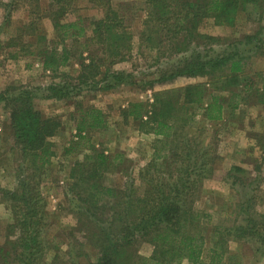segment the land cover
I'll return each mask as SVG.
<instances>
[{
	"label": "trees",
	"instance_id": "trees-1",
	"mask_svg": "<svg viewBox=\"0 0 264 264\" xmlns=\"http://www.w3.org/2000/svg\"><path fill=\"white\" fill-rule=\"evenodd\" d=\"M88 1L102 8V17L87 20L77 16L69 20L66 16L73 11L71 0H54L56 6L50 19L55 37L49 40L44 35L36 39L31 37L30 45L24 46L25 53L39 60L45 71H58L70 61L73 54L66 44L68 41L83 38L82 50L89 53L79 62L80 76L100 62L112 64L122 61L125 51L132 49L131 31L111 7L113 0ZM145 4L147 21L144 24L149 26V35L157 36V43L175 44L170 55L180 56L176 66L164 71L153 83L171 82L178 76L208 78L207 81L186 84L177 97L158 98L150 104L141 100L129 102L121 110L124 119L139 121L142 132L157 136L161 142L163 139L168 141L180 129L178 144L185 151L181 152V166L174 168L178 172L175 175L177 181L170 184L168 191L169 184L163 182L167 178L163 175L165 171L151 162L146 172L149 187L143 195L130 188L132 195H129L126 188L122 192V189L104 183V175L112 171L120 154L100 151L88 154L75 161L72 168L69 190L78 202L75 206L78 215L71 232L81 256H85V248L96 251L95 260L86 264H179L184 259L192 264H224L225 239L231 233L240 238L258 236L264 245V235L258 230L257 221L250 218L252 207L248 204L251 200L246 199L240 204L245 215L241 223L235 224L239 220L237 218L229 226H220L224 233L218 229V224L212 225L211 233H217L218 239L210 248L208 258L204 259L203 226L211 222L212 216L204 211H190L184 202H179L189 194L188 191L180 193L178 184L183 190L188 189L192 179L190 169H197L187 141L190 129L197 121L195 112L200 110L205 120L217 122L224 118L229 106L223 103L220 94L208 92L209 98H206L207 86L214 85V89L220 92L236 90L237 100L232 108L244 100L249 104L264 103V67L250 68L253 57H264V23L252 34L230 42L221 51H192L191 45L195 39H217L199 31L200 24L207 17L214 18L221 25H234L238 11L243 8L261 23L264 0H146ZM89 29L91 34L87 35ZM140 37L146 38L145 35ZM39 40L42 42L38 43ZM89 44L99 46L103 57L94 60L90 56ZM11 57L19 55L14 52ZM121 73H114L116 80H122ZM60 86L56 83L47 86V90L53 92L49 97L59 99L65 96ZM32 99L27 89L0 91V105L4 104L8 109L12 143L22 162L19 171L26 173L18 178L17 189L10 192V198L17 204L12 209L14 222L7 224L5 229V242L11 245V249L0 246V264H38L42 253L40 235L44 199L39 192V178L51 162L53 149L50 137L61 122L59 118L44 116L35 108ZM190 108L192 112H189ZM106 119L100 108L79 107L78 115L74 117L75 139L71 140L65 153H72L79 147L89 148V131L104 128ZM162 156L157 153L153 159ZM201 156L203 169L207 162L203 158L205 154ZM258 159L264 163V151ZM150 170L162 175L152 176ZM234 170L241 171V168L236 166ZM190 227L195 231H190ZM139 237L146 238L154 246L152 254L145 256L137 251L134 242Z\"/></svg>",
	"mask_w": 264,
	"mask_h": 264
},
{
	"label": "rangeland",
	"instance_id": "rangeland-1",
	"mask_svg": "<svg viewBox=\"0 0 264 264\" xmlns=\"http://www.w3.org/2000/svg\"><path fill=\"white\" fill-rule=\"evenodd\" d=\"M145 1L111 2V7L131 31L132 49L125 51L122 61L112 64L109 61L100 62L80 76L82 70L79 62L89 54L82 50L83 38L66 42L73 55L64 67L55 72L42 69L39 60L27 55L23 49L30 45L31 37L36 39L37 36L44 35L48 40L55 37L50 19L56 6L54 0H0V91L7 88L29 90L35 108L44 116L59 118L61 122V126L50 137L53 149L51 162L39 178V192L44 199V218L40 235L42 253L38 264H86L96 258V251L89 248L84 249L85 256L79 254L81 251L71 232L78 215L75 207L78 202L69 190L75 161L97 151L120 154L112 171L104 175V182L122 189V192L126 188L129 195H132L130 188L135 189L139 195L145 193L150 185L146 172L151 162L165 171L163 175L167 178L163 182L169 184L168 191L170 184L177 181L175 175L178 172L174 168L181 166V152L185 151L178 144V138L181 140L180 129L168 141L163 139L161 142L157 136L142 132L139 121L124 119L121 110L129 102L141 100L150 104L158 98L177 97L179 90L186 84L207 81L208 78L178 76L171 82L153 83L164 71L175 67L180 56L170 55L175 44L157 43V36L149 35V26L144 24L147 21ZM71 6L73 11L66 16L69 20L77 16L96 20L103 16L102 8L93 6L88 0H71ZM263 23L264 19L260 23L253 19L249 10L243 8L238 11L234 25H221L214 18L207 17L200 24L199 31L217 39H195L191 50L210 53L221 51L230 42L252 34ZM90 34L89 29L87 35ZM141 35L146 38L141 39ZM40 42L42 40L38 41ZM199 44L201 47H197ZM88 48L94 60L103 57L99 46L89 44ZM14 52L19 57L12 58ZM263 67L264 57L251 59V69ZM116 72H122V80H116ZM52 83L61 85V92L65 96L59 99L49 97L53 92L47 90V86ZM206 88V98H209L208 92L220 94L223 103L229 106L224 118L217 122L205 120L200 110L195 112L197 121L190 129L187 141L188 151L196 161L197 169H190L192 179L188 189L183 190L178 184L180 193L188 191L189 194V197H184L179 202H184L190 211H204L212 216L211 222L203 226L204 259L208 258L210 248L218 239L217 233H211L214 228L212 225L218 224V229L223 232L220 226H229L237 218L239 220L235 224L241 223L240 220L245 215L240 210V204L246 199L251 200L248 205L252 207V215L249 217L255 218L258 230L264 235V163L258 161L264 151V103L249 104L244 100L232 108L237 100L236 90L220 92L214 89V85ZM79 107L102 109L107 124L100 130L89 131V148L79 147L66 154L65 149L75 139L74 117L78 115ZM189 112H192L191 108ZM186 126L189 128L187 123ZM12 141L8 109L1 104L0 246H5L8 250L11 245L5 242V229L7 224L14 222L12 209L17 205L10 198V192L17 189L21 174H26L19 171L22 162ZM157 153L163 155L162 158L153 159ZM201 154H205L203 158L207 162L203 169ZM171 162L173 163L170 164ZM236 166L241 171L234 170ZM149 173L152 176L162 175L152 170ZM190 231L194 232L195 229L190 227ZM228 236L225 237L227 249L224 264H264V245L258 236L247 235L240 238L232 233ZM134 243L142 255L148 256L154 250V246L144 237L136 238ZM179 264L192 263L184 259Z\"/></svg>",
	"mask_w": 264,
	"mask_h": 264
},
{
	"label": "crops",
	"instance_id": "crops-1",
	"mask_svg": "<svg viewBox=\"0 0 264 264\" xmlns=\"http://www.w3.org/2000/svg\"><path fill=\"white\" fill-rule=\"evenodd\" d=\"M41 66H42V64H41ZM43 69V68H42ZM105 179V178H104ZM105 183V182H104ZM107 185V184H106ZM108 186H111V185H108Z\"/></svg>",
	"mask_w": 264,
	"mask_h": 264
}]
</instances>
